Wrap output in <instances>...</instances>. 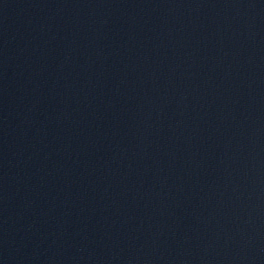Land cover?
<instances>
[{"label": "water", "instance_id": "1", "mask_svg": "<svg viewBox=\"0 0 264 264\" xmlns=\"http://www.w3.org/2000/svg\"><path fill=\"white\" fill-rule=\"evenodd\" d=\"M0 264H264V0H0Z\"/></svg>", "mask_w": 264, "mask_h": 264}]
</instances>
